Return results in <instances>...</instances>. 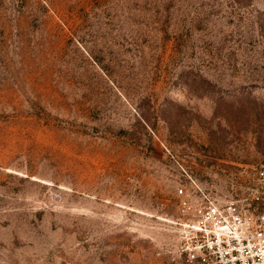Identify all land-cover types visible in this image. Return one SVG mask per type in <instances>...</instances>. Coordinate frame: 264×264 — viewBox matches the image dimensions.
<instances>
[{
  "label": "rangeland",
  "instance_id": "374dc122",
  "mask_svg": "<svg viewBox=\"0 0 264 264\" xmlns=\"http://www.w3.org/2000/svg\"><path fill=\"white\" fill-rule=\"evenodd\" d=\"M182 186L264 213V0H0V264H189Z\"/></svg>",
  "mask_w": 264,
  "mask_h": 264
},
{
  "label": "built area",
  "instance_id": "2783aa9c",
  "mask_svg": "<svg viewBox=\"0 0 264 264\" xmlns=\"http://www.w3.org/2000/svg\"><path fill=\"white\" fill-rule=\"evenodd\" d=\"M177 195V252L187 263L264 264V213L218 202L204 192L196 198L184 186Z\"/></svg>",
  "mask_w": 264,
  "mask_h": 264
}]
</instances>
